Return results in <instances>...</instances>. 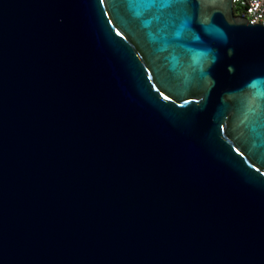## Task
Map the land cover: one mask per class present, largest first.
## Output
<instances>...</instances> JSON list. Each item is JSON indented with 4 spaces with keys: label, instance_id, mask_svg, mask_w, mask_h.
<instances>
[{
    "label": "water",
    "instance_id": "water-1",
    "mask_svg": "<svg viewBox=\"0 0 264 264\" xmlns=\"http://www.w3.org/2000/svg\"><path fill=\"white\" fill-rule=\"evenodd\" d=\"M0 264H264V24L0 0Z\"/></svg>",
    "mask_w": 264,
    "mask_h": 264
},
{
    "label": "built area",
    "instance_id": "built-area-1",
    "mask_svg": "<svg viewBox=\"0 0 264 264\" xmlns=\"http://www.w3.org/2000/svg\"><path fill=\"white\" fill-rule=\"evenodd\" d=\"M235 14L245 16L252 24H264V0H232Z\"/></svg>",
    "mask_w": 264,
    "mask_h": 264
}]
</instances>
